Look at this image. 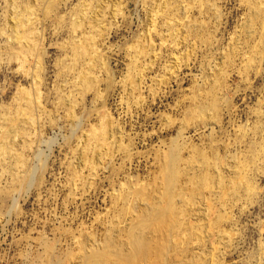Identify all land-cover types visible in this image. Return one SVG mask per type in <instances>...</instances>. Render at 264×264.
Returning a JSON list of instances; mask_svg holds the SVG:
<instances>
[{"label":"rangeland","instance_id":"rangeland-1","mask_svg":"<svg viewBox=\"0 0 264 264\" xmlns=\"http://www.w3.org/2000/svg\"><path fill=\"white\" fill-rule=\"evenodd\" d=\"M144 247L264 264V0H0V264Z\"/></svg>","mask_w":264,"mask_h":264},{"label":"bare ground","instance_id":"bare-ground-1","mask_svg":"<svg viewBox=\"0 0 264 264\" xmlns=\"http://www.w3.org/2000/svg\"><path fill=\"white\" fill-rule=\"evenodd\" d=\"M96 20V19H95ZM94 23V22H93ZM91 24H92V21H91ZM90 24V25H91ZM17 25H19V24H17ZM93 25V24H92ZM94 27H95V25H93ZM91 27V26H90ZM92 29V28H91ZM99 31V30H98ZM101 31V30H100ZM102 32V31H101ZM98 34H99V32H98ZM22 37L23 36H20V39L19 38H17L18 40L16 41L17 43V46L18 47H16L17 49H18V53L19 52H21L22 53V51L24 50V51H26V49H24V48H26V43H24V41H22ZM89 41H86V45L83 47V45H82V47L84 48H82L83 49V51H85L86 52V55H88V59H89V62L90 63H92L94 60H96V58L98 57V55H99V52L97 53V47H96V45H98L97 43L99 42L98 40H96L95 38H90V39H88ZM98 41V42H97ZM85 44V43H84ZM150 48V47H149ZM147 49V48H146ZM147 52H148V50H147ZM20 54V53H19ZM22 55V54H21ZM88 67H89V65H87ZM5 137H7V136H5ZM102 138H103V136L102 135H100V136H98L97 138H96V140H102ZM6 139V138H5ZM110 147V144L109 143H106L105 142V148L106 149H108ZM175 171H176V169H175V167L173 166V165H168V167L166 168V170H165V178H166V183H167V185H166V189H164V193L166 194V197L168 198V200L170 201L171 200V193H172V191L175 189V181H174V174H175ZM177 172V171H176ZM196 186V185H195ZM202 193V192H201ZM143 246L145 245V244H142ZM145 248V249H144ZM143 248V254H145L146 252H147V250H146V247H144ZM149 248H150V246H149ZM141 249H142V247H141ZM151 249V248H150ZM144 250H145V253H144ZM149 252H150V250L146 253V256L144 257L143 256V258L144 259H146V257H147V259L149 258L148 257V255H149ZM152 252V251H151ZM141 253H142V251H141ZM148 254V255H147ZM150 256V258H151V254L149 255ZM140 260L139 261H141V262H143L142 261V255L140 254ZM153 257H154V254H153ZM149 258V259H150ZM146 259V264L148 263V261L149 260H147ZM152 259V258H151ZM150 259V260H151ZM140 262V263H141ZM150 262H152V261H150ZM143 264H144V262H143ZM150 264V263H149Z\"/></svg>","mask_w":264,"mask_h":264}]
</instances>
